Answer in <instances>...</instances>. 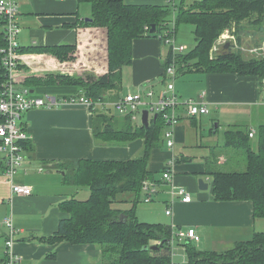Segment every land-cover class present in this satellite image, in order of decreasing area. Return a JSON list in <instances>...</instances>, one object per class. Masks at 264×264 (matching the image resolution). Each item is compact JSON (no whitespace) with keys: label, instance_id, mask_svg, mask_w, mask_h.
I'll return each mask as SVG.
<instances>
[{"label":"crops","instance_id":"0c3cea01","mask_svg":"<svg viewBox=\"0 0 264 264\" xmlns=\"http://www.w3.org/2000/svg\"><path fill=\"white\" fill-rule=\"evenodd\" d=\"M196 1L201 0H125L128 4H167L173 9L174 20L179 5L189 6ZM81 3V0H20L21 49L78 45L82 57V62L75 66L73 62H60L48 53L22 55L21 52L22 57L27 60L34 58L41 63H33L31 67L27 64L26 70L21 67L26 62L20 60L21 85L39 93H52L63 99L85 93V90L82 86L59 79L58 76L99 75L106 71L105 68H97L95 64H88L91 60L90 39L79 35L80 24L85 20ZM89 13L91 17L92 5ZM191 26H182L177 33L183 40L193 39L195 46V27ZM225 31L215 41L213 53L222 46L227 50H240L245 58H264V22L257 26L246 25L240 31V36L236 33L227 34ZM227 36L235 37L232 41L234 44L226 40ZM165 52L166 47L158 37L134 39L133 61L123 70L121 97L128 92L145 93L150 88L158 91L162 88L165 79L164 59L168 51ZM54 65L69 68L72 72L57 74V70L52 72ZM179 75H183L176 81L180 98L203 101L210 112L207 115L191 116L184 106H180V121L173 135L174 145L169 146L164 137L161 145L152 149L149 169L157 172L160 180L157 182V195L155 193L152 196V201H145L155 202L148 211V217L156 219L151 223L170 225L173 233L194 228L200 240L188 239L185 243H195L193 245L198 249H201L198 245L203 244L205 249L201 250L227 251L234 248L237 242L248 240L256 232L264 231V217L256 215L252 200L216 199L209 171L226 166L231 158H236L229 155L232 150L226 146V132L230 128L246 130L249 135L254 131L250 142L254 150L258 148L260 128L264 125V78L257 74L206 72L200 69ZM51 76H57L56 80L48 82L47 79ZM34 78L47 82H34ZM97 110L114 117L118 128L123 127L128 118V114H121L114 107L92 109L82 104L38 107L23 113L19 124L29 136L31 149L26 147V159L18 169L15 180L31 186L32 193L24 195L12 192L11 182L2 170L4 161L0 152V262L7 258V240L10 237V229L3 221L5 217L11 216L15 227L20 230L15 235L13 249L21 256L22 264H103L102 250L98 245L69 241L50 243L41 239L56 232L60 221L69 217V213L63 208L66 201L73 197L82 199L87 193L90 196L89 188L65 182L67 162L127 161L138 157L144 150V137L125 143H107L97 138L94 132ZM155 115L149 114L150 121L155 119ZM142 116L140 124L132 116L133 124H143ZM204 117H213L212 120L217 121L215 129L204 131ZM221 125L226 127L222 142L215 136ZM253 139L256 140L255 145ZM162 146L166 149H161ZM172 158H176L173 180L166 183L161 179L163 172L160 170ZM195 162L198 164H194ZM199 178L209 183L208 189H200ZM181 188L190 193L191 201H182L178 194ZM167 210H170L169 214Z\"/></svg>","mask_w":264,"mask_h":264},{"label":"trees","instance_id":"16d2710c","mask_svg":"<svg viewBox=\"0 0 264 264\" xmlns=\"http://www.w3.org/2000/svg\"><path fill=\"white\" fill-rule=\"evenodd\" d=\"M81 1L92 5V20H83L79 29L82 38L90 39L91 60L88 64H95L106 71L99 75L58 77L82 86L85 94L95 102L118 100L121 98L123 70L133 61L134 39L158 37L166 23L171 21L173 9L167 4H128L125 0ZM263 22L264 0H201L189 6L179 5L176 33L180 24H191L195 27L196 39L190 51L179 55V65H184L180 67V73L200 69L257 74L264 78V58H245L240 50L227 49L215 57L211 54L215 41L226 29L233 28L234 33L240 36L246 25L257 26ZM153 24L157 25V32H147L146 26L152 27ZM5 44L4 19L0 16V49ZM33 50L51 54L60 62H73L75 66L82 62L78 45L20 47V52ZM56 77L51 76L47 80L52 82ZM41 78H34V82H47ZM6 80L0 54V92ZM96 112L94 132L97 138L107 143H125L144 137V150L138 157L127 161L67 162L65 182L89 188L90 196L66 201L63 208L69 217L60 221L56 232L41 239L50 243L69 241L98 245L102 250L103 264H175L172 261V227L142 221L137 214L145 182H155L158 192L160 179L157 172L149 169V161L152 149L161 145L165 128H168L164 118L159 114L150 121L149 127H145L133 124L132 114H128L123 127L118 128L114 117ZM250 139L246 130H227L226 146L234 149L229 152L231 156L238 152L246 156L230 161L226 165L228 170L219 167L210 170L209 174L213 178L216 199L252 200L256 215L264 217V125L260 128L256 150L252 148ZM22 144L25 149H31L29 139ZM2 170L5 171V164ZM165 170L164 167L160 171L164 173ZM124 203L129 205L125 207ZM182 244L188 250L186 264H264V231L256 232L250 239L239 241L234 248L221 252L201 250L191 243ZM146 245H156L157 248L144 250Z\"/></svg>","mask_w":264,"mask_h":264},{"label":"built area","instance_id":"2783aa9c","mask_svg":"<svg viewBox=\"0 0 264 264\" xmlns=\"http://www.w3.org/2000/svg\"><path fill=\"white\" fill-rule=\"evenodd\" d=\"M0 16L4 19V34L6 44L1 47V61L6 71L7 80L4 83L0 92V152L3 155L2 160L5 164L4 175L11 182V190L13 193L30 195L32 187L15 180L18 169L23 166L25 161V147L23 141L29 139L27 132L20 126L19 120L23 113L32 108L45 107L51 108L59 104H82L88 108L96 109L98 107H114L121 114H132L136 119L135 114L143 109H148L149 114L159 115L164 118L168 128H165L164 137L167 139L169 146L174 145V129L180 121L178 111L180 106H184L191 116H201L209 114L208 105L195 98L181 100L176 90V79L180 73L178 58L179 55L187 50L184 44H177L176 37V20L166 23V27L158 33L160 40H166L172 46L164 59L165 64V79L164 87L158 91L150 88L145 93L143 92H128L125 96L116 100L97 101L88 97L84 92L71 95L68 98L59 99L52 93H39L28 86L21 85L19 66H20V43L19 35L21 33L20 23V0H0ZM151 27L146 26V31L149 32ZM233 38V36H231ZM264 99V82L262 86ZM141 109V110H140ZM250 136H254V131L250 132ZM175 158L165 165L163 179L167 182L173 180V168ZM42 170V169H40ZM147 197L145 201H152V195L157 192L155 182L146 181L144 184ZM178 194L182 197V201L189 202L192 196L185 189L178 190ZM167 214L170 210L166 211ZM4 225L10 229V237L7 240V258L0 264H22L21 256L14 249L15 235L20 230L15 227L12 217L4 218ZM177 239L182 240L194 239L200 240V236L194 228L187 230H179L172 234L171 242Z\"/></svg>","mask_w":264,"mask_h":264},{"label":"rangeland","instance_id":"374dc122","mask_svg":"<svg viewBox=\"0 0 264 264\" xmlns=\"http://www.w3.org/2000/svg\"><path fill=\"white\" fill-rule=\"evenodd\" d=\"M81 7L83 8V11H82V14L85 16V18H87V17H90L89 15H90V11H91V4H89L88 2H82L81 3ZM85 12H87V13H85ZM174 15L175 14H173V13H171V15H170V20L171 21H173L174 20ZM172 17H173V19H172ZM192 27L191 25H189V24H186V23H182V24H180V26H179V28L181 29V27ZM227 31H225V33L227 32V34H232V33H234V29L233 28H228V29H226ZM242 32V31H241ZM235 39V37L234 38H232V37H229V36H227L226 37V40H228V41H230V43H233L232 41ZM181 40H183L182 38H181V35L180 34H178L177 33V44H179V43H183V44H185L186 46H187V51L189 50H191L192 48H193V46H194V40L192 39H184L183 41L185 42H183V41H181ZM162 42H163V44H164V46L166 47V52L165 53H167V51H169L170 50V48H171V46H172V44L171 43H168L166 40H162ZM228 43V42H227ZM234 44V43H233ZM219 46V45H218ZM229 48L230 49H232L231 47V44H229ZM224 47H222V46H219V48H218V50L219 51H217V52H211V54L213 55V57H215L216 55H218L219 53H221V52H223L224 51ZM235 51H237V50H235ZM241 52V51H240ZM23 53H32V54H34V55H40V52H37V51H26V52H22V55H23ZM22 55H21V52H20V60H22L23 59V61L24 62H26V63H24L23 64V66H21L23 69H26L27 70V64H28V66H32L33 65V63H38V64H41L40 63V61L37 59V60H35L34 58L32 59H30V60H27L26 58H24V57H22ZM29 56V55H28ZM26 57V56H25ZM56 65V64H55ZM54 65V69H53V71L52 72H56V70H57V74H62V73H66V72H72L71 71V69H69V68H66V67H62L61 65H57V66H55ZM185 75V74H184ZM183 75H179V77L177 78V80L176 81H178V79L179 78H181ZM78 77V76H77ZM163 85V86H162ZM161 86H162V88L164 87V84H162ZM162 88H160V90L162 89ZM157 90V93H158V89H156ZM159 90V91H160ZM188 99V98H187ZM182 101H183V99H181ZM185 100V99H184ZM141 110V109H140ZM135 116H136V118L138 119V122H139V124L141 123V116H142V114H141V112H137L136 114H135ZM205 118V120H206V123H205V127H204V131H206V132H209V130H211V129H215V127H216V124H217V121L214 119V120H212V118L213 117H204ZM151 119H152V117H151ZM207 119H208V122H207ZM225 130H226V127H225V125H221V126H219V128H218V132L215 134V136L218 138V140L219 141H223V139H224V133H225ZM253 144L255 145L256 144V140L255 139H253ZM161 149H166V147L165 146H162V148ZM230 149V148H229ZM230 150H234L233 148H231ZM230 154V153H229ZM231 155V154H230ZM233 155L235 156V157H237V158H239L241 155H243L244 157L246 156V154L245 153H242V152H238V153H233ZM233 156V157H234ZM235 159V158H234ZM231 161H234L232 158H231ZM194 164H198V162H195ZM223 170H228L227 168H228V166H223V167H221ZM239 169V168H238ZM155 195H157V193L155 194ZM88 196V193L85 195V197H81L82 199L83 198H86ZM89 197V196H88ZM87 197V198H88ZM146 197V194H145V191L143 190L142 191V195H141V201L139 202V204H138V207H137V214H138V216L140 217V219L141 220H145V221H149V222H151V221H156V219H153L152 217H148V211L150 210V208H152L153 206H154V204H155V202H152V203H147V202H145L144 201V198ZM156 199V198H155ZM154 199V200H155ZM125 207H127L129 204H127V203H124L123 204ZM164 210V209H163ZM153 213V212H152ZM186 242V240L184 239V240H182V241H180V242H178L177 241V239H175V241L173 242V245H172V259L174 260V262H176L177 264H185V262H186V258H187V253H188V250H187V247L184 245V244H182V243H185ZM193 244H195V243H193ZM198 247L199 248H201V249H205V246H203V244L201 245V246H199L198 245Z\"/></svg>","mask_w":264,"mask_h":264},{"label":"water","instance_id":"95a60500","mask_svg":"<svg viewBox=\"0 0 264 264\" xmlns=\"http://www.w3.org/2000/svg\"><path fill=\"white\" fill-rule=\"evenodd\" d=\"M86 21L88 20H92L91 17H87L85 18ZM151 33H156L157 32V25L153 24L150 30ZM157 114L155 115V119L157 118ZM142 123L143 125H145V127H149L150 125V117H149V110L148 109H144L143 110V116H142ZM199 184H200V189L206 190L209 188V183L206 182L203 178H199ZM152 248H157V246H151ZM149 245H146L144 247V250H148L151 248Z\"/></svg>","mask_w":264,"mask_h":264}]
</instances>
